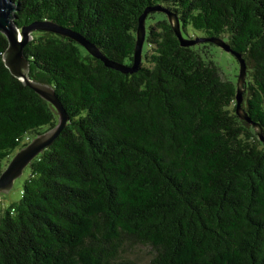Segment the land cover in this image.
Segmentation results:
<instances>
[{
	"label": "trees",
	"instance_id": "obj_1",
	"mask_svg": "<svg viewBox=\"0 0 264 264\" xmlns=\"http://www.w3.org/2000/svg\"><path fill=\"white\" fill-rule=\"evenodd\" d=\"M12 1L18 28L53 21L126 65L143 11L168 10L184 38L242 56V107L264 134V0ZM145 27L133 74L50 32L24 47L30 79L54 89L69 120L0 210V264H134L117 259L125 244L149 247L148 264H264V143L235 114L236 82L207 58L214 44L181 46L163 13ZM6 48L0 31V174L57 124L5 67Z\"/></svg>",
	"mask_w": 264,
	"mask_h": 264
},
{
	"label": "water",
	"instance_id": "obj_2",
	"mask_svg": "<svg viewBox=\"0 0 264 264\" xmlns=\"http://www.w3.org/2000/svg\"><path fill=\"white\" fill-rule=\"evenodd\" d=\"M13 10L12 0H0V31L7 40V48L2 55L4 65L13 77L19 79L24 86L30 88L35 94L52 106L57 115V124L37 134L14 154L6 168L0 174V195L8 193L12 189L14 181L22 176L23 171L33 159L44 149L51 146L69 120V116L58 100L54 89L49 84L34 81L29 77V62L23 50L26 44L32 40V34L37 31L50 32L67 37L80 45L93 58L101 61L106 68L118 71L121 74H133L138 71L142 62V48L146 35V17L152 11L161 12L166 16L168 24L181 46L188 47L203 42H210L235 58L238 63V73L235 83V114L240 120L252 126L258 140L264 143L262 129L258 124L253 123L249 119L242 107L244 86L246 83V64L242 56L234 52L226 42L219 38H195L193 40L184 38L181 34L177 16L168 10L160 6L147 7L140 15L135 32L131 65L108 59L95 44L86 39L81 33L61 26L53 21H34L29 25L18 28L11 14Z\"/></svg>",
	"mask_w": 264,
	"mask_h": 264
},
{
	"label": "rangeland",
	"instance_id": "obj_3",
	"mask_svg": "<svg viewBox=\"0 0 264 264\" xmlns=\"http://www.w3.org/2000/svg\"><path fill=\"white\" fill-rule=\"evenodd\" d=\"M196 35L200 36L201 34L196 32ZM209 55L210 56L207 58H210L217 66L221 76L235 83L238 73V64L234 57L215 45L209 46ZM27 174L28 172L25 169L22 176L14 181L12 189L8 193L0 195V210L5 208L8 204L20 199L22 185ZM151 256L152 251L149 247L132 244H125L117 253L118 260H128L134 264H148Z\"/></svg>",
	"mask_w": 264,
	"mask_h": 264
}]
</instances>
